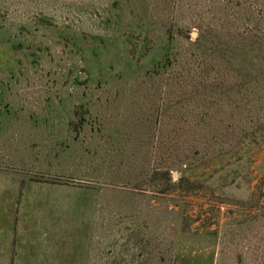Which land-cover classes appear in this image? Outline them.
I'll use <instances>...</instances> for the list:
<instances>
[{
	"label": "rangeland",
	"instance_id": "374dc122",
	"mask_svg": "<svg viewBox=\"0 0 264 264\" xmlns=\"http://www.w3.org/2000/svg\"><path fill=\"white\" fill-rule=\"evenodd\" d=\"M0 264H264V0H0Z\"/></svg>",
	"mask_w": 264,
	"mask_h": 264
}]
</instances>
